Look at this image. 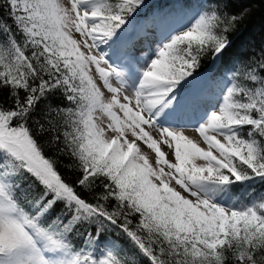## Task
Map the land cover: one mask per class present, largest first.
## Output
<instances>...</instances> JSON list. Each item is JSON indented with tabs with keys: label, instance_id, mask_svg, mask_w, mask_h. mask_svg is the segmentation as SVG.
Segmentation results:
<instances>
[{
	"label": "snow or ice",
	"instance_id": "6c2138e0",
	"mask_svg": "<svg viewBox=\"0 0 264 264\" xmlns=\"http://www.w3.org/2000/svg\"><path fill=\"white\" fill-rule=\"evenodd\" d=\"M239 3L0 0V264H264V202L232 200L264 184Z\"/></svg>",
	"mask_w": 264,
	"mask_h": 264
},
{
	"label": "trees",
	"instance_id": "16d2710c",
	"mask_svg": "<svg viewBox=\"0 0 264 264\" xmlns=\"http://www.w3.org/2000/svg\"><path fill=\"white\" fill-rule=\"evenodd\" d=\"M148 7L144 10L143 14L151 12L155 8L164 7L169 3V0H146ZM251 4L254 8V13L251 17L246 19L241 25L240 28L243 29L239 39L236 41V45L231 50V54L235 55L239 53L240 46H249L254 45L257 50H259L262 43H264V2L262 0H240L239 6L234 7L233 11H238L239 8H243ZM207 67V62H205L200 71H204ZM0 102L7 103V95L5 92H0ZM35 130V129H34ZM248 129L243 130L242 135L247 138ZM41 143H45L48 139L47 136L39 138ZM46 151L48 149L46 148ZM49 155H52L48 151ZM66 161L61 159L58 163L60 171L63 173L66 179L71 180L73 174L68 172L64 167ZM239 163V161H237ZM244 167H247L246 165ZM250 171V170H249ZM257 194H259L257 196ZM261 198H264V184H261L257 181H248L243 184H237L232 192V200L237 203L238 206L244 207L248 206L250 203H261L264 202ZM79 243V241H77ZM228 264H235L234 259L231 258L229 253Z\"/></svg>",
	"mask_w": 264,
	"mask_h": 264
},
{
	"label": "rangeland",
	"instance_id": "374dc122",
	"mask_svg": "<svg viewBox=\"0 0 264 264\" xmlns=\"http://www.w3.org/2000/svg\"><path fill=\"white\" fill-rule=\"evenodd\" d=\"M60 2L63 3V4H65L67 6L69 0H60ZM107 95H110V94L106 93V96ZM105 122H107V117H105ZM187 134L189 135L190 138L195 139L200 144L201 147L207 148V145L203 143V138L202 137H199L198 134L194 130H189L187 132ZM152 155L154 157V153ZM197 163L199 164V163H204V162L203 161H197Z\"/></svg>",
	"mask_w": 264,
	"mask_h": 264
}]
</instances>
